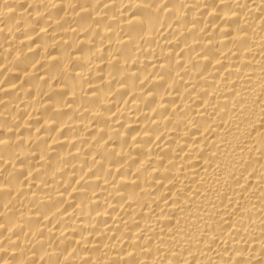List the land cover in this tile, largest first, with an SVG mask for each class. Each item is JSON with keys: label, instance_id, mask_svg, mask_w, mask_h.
Instances as JSON below:
<instances>
[{"label": "bare ground", "instance_id": "1", "mask_svg": "<svg viewBox=\"0 0 264 264\" xmlns=\"http://www.w3.org/2000/svg\"><path fill=\"white\" fill-rule=\"evenodd\" d=\"M0 264H264V0H0Z\"/></svg>", "mask_w": 264, "mask_h": 264}]
</instances>
